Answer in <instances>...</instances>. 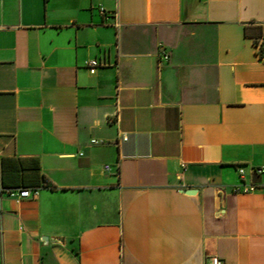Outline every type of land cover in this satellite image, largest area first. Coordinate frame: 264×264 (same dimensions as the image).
I'll return each instance as SVG.
<instances>
[{
	"label": "crops",
	"instance_id": "0c3cea01",
	"mask_svg": "<svg viewBox=\"0 0 264 264\" xmlns=\"http://www.w3.org/2000/svg\"><path fill=\"white\" fill-rule=\"evenodd\" d=\"M263 23L264 0H0V264H264V192L233 190L264 187Z\"/></svg>",
	"mask_w": 264,
	"mask_h": 264
},
{
	"label": "built area",
	"instance_id": "2783aa9c",
	"mask_svg": "<svg viewBox=\"0 0 264 264\" xmlns=\"http://www.w3.org/2000/svg\"><path fill=\"white\" fill-rule=\"evenodd\" d=\"M256 46L258 48V55L260 59L264 61V23L262 24V34L256 39ZM100 65H101V62L99 61L98 58H92L86 61V66L90 69V72L93 74L96 72L98 66ZM237 169L239 171L240 176L243 179H245L246 172H247L246 167L244 165H238ZM252 172L253 173H263L264 166L253 167ZM42 186H51L47 178L41 185H37L34 187H24L19 190L10 189L9 193L13 196H16L17 200H20L21 198L30 197L32 195L38 194L39 189ZM258 189H261L264 192V187H260L257 183L253 181L252 182L244 181L243 183L235 185L233 188L235 192H241V193L252 192ZM207 264H227V262L221 259L219 256H212Z\"/></svg>",
	"mask_w": 264,
	"mask_h": 264
},
{
	"label": "trees",
	"instance_id": "16d2710c",
	"mask_svg": "<svg viewBox=\"0 0 264 264\" xmlns=\"http://www.w3.org/2000/svg\"><path fill=\"white\" fill-rule=\"evenodd\" d=\"M45 179H46V178L43 179V182L45 181ZM43 182H42V183H43Z\"/></svg>",
	"mask_w": 264,
	"mask_h": 264
},
{
	"label": "water",
	"instance_id": "95a60500",
	"mask_svg": "<svg viewBox=\"0 0 264 264\" xmlns=\"http://www.w3.org/2000/svg\"><path fill=\"white\" fill-rule=\"evenodd\" d=\"M188 191H191V190H188Z\"/></svg>",
	"mask_w": 264,
	"mask_h": 264
}]
</instances>
